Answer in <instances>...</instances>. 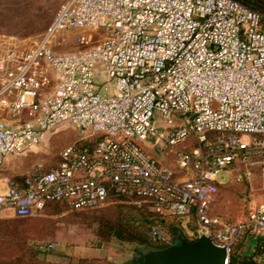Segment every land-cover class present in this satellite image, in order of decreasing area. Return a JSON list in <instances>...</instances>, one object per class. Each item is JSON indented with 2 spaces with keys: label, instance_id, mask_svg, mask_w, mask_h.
<instances>
[{
  "label": "built area",
  "instance_id": "obj_1",
  "mask_svg": "<svg viewBox=\"0 0 264 264\" xmlns=\"http://www.w3.org/2000/svg\"><path fill=\"white\" fill-rule=\"evenodd\" d=\"M65 33L78 48L57 52ZM0 110L9 115L0 117V169L60 127L79 135L55 164L1 178L6 217L34 216L54 201L96 209L121 195L193 218L196 238L226 249L225 264L244 236L264 251L261 13L235 0H63L39 38L0 46ZM224 174L261 180V199L234 222L212 213ZM147 232L171 243L158 226Z\"/></svg>",
  "mask_w": 264,
  "mask_h": 264
},
{
  "label": "rangeland",
  "instance_id": "obj_2",
  "mask_svg": "<svg viewBox=\"0 0 264 264\" xmlns=\"http://www.w3.org/2000/svg\"><path fill=\"white\" fill-rule=\"evenodd\" d=\"M62 1L0 0V46L14 40L21 44H27L31 40L39 38L52 21ZM261 12L264 14V10ZM99 35H102L101 30H99L95 37ZM58 41L59 43L53 47L57 52H69L78 48L74 33H65L64 36L58 37ZM111 91L112 86L109 89V92ZM0 117L9 121V115L5 110H0ZM78 138V133L72 127H60L49 139L38 146V151L27 155H9L0 169V177L7 175L20 176L37 163L43 164L45 168L55 164L58 160V152ZM168 164L173 167V160L170 159ZM222 178L228 180L229 176L224 174ZM260 183L261 180L258 175L253 177L251 184L246 182L237 183L233 178H230L220 186L219 199L213 206L212 213L222 215L230 222L236 221L238 217L247 215L249 207H252L261 199L258 194ZM129 205L131 207H128ZM140 205L145 209H143V214L141 213V221L139 220L141 223H138V225H143L144 227L152 225L154 217L150 211V205L140 201L135 206L140 207ZM99 209L104 210L108 214L106 218L111 221L121 217L128 220L127 222L133 224L135 228L138 226L136 224L137 220H135L137 208L131 204H126L111 196L104 206L93 209V211ZM67 213L68 210L66 209L60 216L54 215L52 217L57 220V224L54 226L57 228L61 227V231L51 235L47 239V243L55 244L51 250L46 252L47 258L51 260H69L68 258L87 255H102L108 263L112 261L115 264H132L131 258L135 256L136 250L143 249L139 244H131L117 237L113 238L110 236L111 238L109 237L108 240H104L102 237L99 238L94 229H86L73 222H67L64 219ZM39 217H46V214H40ZM179 221L180 224L183 222L185 225L187 224L189 229L192 228L191 225L194 222L193 218ZM101 226L100 230H106L105 227L101 228ZM165 231L169 235L168 229ZM106 233L104 232V234ZM187 236L193 238V235ZM244 237L246 239V236ZM37 245H40V243L36 241L32 243L34 250L37 248Z\"/></svg>",
  "mask_w": 264,
  "mask_h": 264
},
{
  "label": "trees",
  "instance_id": "obj_3",
  "mask_svg": "<svg viewBox=\"0 0 264 264\" xmlns=\"http://www.w3.org/2000/svg\"><path fill=\"white\" fill-rule=\"evenodd\" d=\"M252 10H255L262 15L261 11L264 10V0H235ZM86 144H92V142L85 141ZM20 178V176H17ZM112 197L121 200L126 204H131L137 208V220L136 224L141 223V216L143 214V209L140 205L134 203L131 198L113 195ZM146 202L150 205L149 202ZM128 207H131L130 205ZM66 209L68 213L65 215V220L67 222H73L74 224L81 225L86 229L95 230L97 237L108 240L109 237H117L125 242L131 244H139L144 250L148 249H160L168 246L167 243L153 241L151 236L148 234L150 226H158L166 233V229L169 231V241L174 242L177 236L182 233L185 235L183 227L180 221L167 214H158L151 211L154 217V223L144 227L143 225L135 226L126 219L118 217L117 220H109L106 218L108 215L104 210H70L63 202L54 201L46 205L45 209L34 216L29 217H0V250L2 256L0 255V264H86L95 263L101 261L100 258L91 259H78L76 262L72 260H51L47 258L46 252L51 250V245L54 243H47V239L61 231V227H56V221L52 217L54 215L60 216L62 212ZM98 209V208H96ZM46 214V217H39L40 214ZM142 213V214H141ZM59 220V219H58ZM63 220V219H62ZM140 220V221H139ZM60 221V220H59ZM64 223V220H63ZM102 225V226H101ZM101 228H106V230H100ZM192 230L194 233V223L192 224ZM104 232L106 234H104ZM95 233V234H96ZM110 237V238H111ZM189 240H194L193 238L185 235ZM39 242L34 250L32 243ZM245 237H243L236 245H234L230 251L228 264H264L261 259L264 255V251L259 244H256L255 248L251 251L245 250ZM108 263V262H107ZM110 264H115L109 262Z\"/></svg>",
  "mask_w": 264,
  "mask_h": 264
},
{
  "label": "water",
  "instance_id": "obj_4",
  "mask_svg": "<svg viewBox=\"0 0 264 264\" xmlns=\"http://www.w3.org/2000/svg\"><path fill=\"white\" fill-rule=\"evenodd\" d=\"M227 252L212 242L210 237L200 235L189 240L180 233L176 240L160 249L136 250L132 264H225Z\"/></svg>",
  "mask_w": 264,
  "mask_h": 264
},
{
  "label": "crops",
  "instance_id": "obj_5",
  "mask_svg": "<svg viewBox=\"0 0 264 264\" xmlns=\"http://www.w3.org/2000/svg\"><path fill=\"white\" fill-rule=\"evenodd\" d=\"M64 127H66V126H64ZM38 149H39V147L36 149V151H38ZM146 149H147V151L149 152V154L153 158L157 159L158 161H160L163 164L169 165L168 163H169L170 159L173 160L171 154H164L159 149L154 148V147H151L150 145H147L146 144ZM3 177H0V180ZM0 217H3L4 218L6 216L4 214L0 213ZM181 226L183 227V230H184V233L185 234H187V235H193V230H191L192 228L189 229V227H187L188 226L187 224L185 225V223L183 222V223H181ZM255 246H256V243H255L254 239L251 238L250 236H246L245 250L251 251V250H253L255 248ZM81 258H84V259L100 258V259H102L101 261H97V262L91 263V264H110V263H107V260L102 255H87V256L74 257V258H68V259H71L72 262H76L78 259H81ZM86 264H89V263H86Z\"/></svg>",
  "mask_w": 264,
  "mask_h": 264
}]
</instances>
